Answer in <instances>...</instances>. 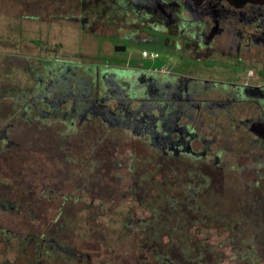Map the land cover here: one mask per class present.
Instances as JSON below:
<instances>
[{
  "label": "flooded vegetation",
  "instance_id": "flooded-vegetation-1",
  "mask_svg": "<svg viewBox=\"0 0 264 264\" xmlns=\"http://www.w3.org/2000/svg\"><path fill=\"white\" fill-rule=\"evenodd\" d=\"M36 1L14 16L6 35H0V47L17 48L22 41L49 54L34 57L38 86L14 99L13 114L61 112L79 121L94 116L107 128L127 132L135 163L126 170L132 173L135 168L145 177L141 191L151 203L144 216L136 217L138 236L156 223L165 225L166 235L180 220L193 223L195 215L180 211L181 216H175L173 211L190 207L197 191H221L237 176L250 174L264 181V0ZM86 45L97 48L94 59ZM109 48L114 61H99L98 53ZM48 49L72 52L54 55ZM211 58L221 63L225 59L237 73L215 81L202 68ZM67 102L70 105L62 107ZM213 129L220 134L211 135ZM234 132L239 146L248 147L250 164L234 166L228 145ZM7 140L0 129V147ZM193 160L202 174L201 190L185 187L183 194L174 192L173 183ZM152 166L161 172V188ZM0 181V211L11 214V221L0 225V264H61L72 259L77 264H105L101 258L109 255L107 236L95 234L88 241L76 234L78 243L68 244L57 235L67 232L62 221L53 233L45 218L36 223L35 215H23L17 200L2 191L18 184L3 176ZM40 192L36 201L53 200L51 189ZM165 203L172 210L166 216ZM148 239L159 238H141ZM120 254L113 255L115 264L134 263L130 247Z\"/></svg>",
  "mask_w": 264,
  "mask_h": 264
},
{
  "label": "rangeland",
  "instance_id": "rangeland-1",
  "mask_svg": "<svg viewBox=\"0 0 264 264\" xmlns=\"http://www.w3.org/2000/svg\"><path fill=\"white\" fill-rule=\"evenodd\" d=\"M32 1L0 0V35H6L9 22L14 16L25 13ZM84 49L95 58L97 48L86 45ZM48 52L63 55L72 49H48ZM41 55L49 56L45 49L22 41L17 48L0 47V129L8 139L0 147V176L18 184L12 189L4 186L3 194L17 200L23 215L26 212L35 215L36 223H44L45 218L50 232L54 233L62 221L67 232L58 231L57 235L68 244L77 241L76 234L88 241H92V235L96 238L95 234L107 236L105 248L109 249V255L105 253L100 257L101 262L115 264L113 255L126 253L130 243L137 244L146 237L166 238L165 225L156 223L150 231L138 236L140 224L136 217L144 216L143 211L150 210L151 203L141 191L145 177L135 168L132 173L126 170L135 163L134 157L130 158L133 146L127 132L107 128L94 116L79 121L72 114L62 115L61 112L44 116H39V111L28 116L13 114L8 105L14 104V99L33 84L38 71L34 57ZM102 57L114 61V51L109 48L98 53L99 61ZM224 61L209 59L202 67L205 75L218 82L232 78L235 68ZM67 105L70 102L62 107ZM220 132L213 129L210 134L217 136ZM237 137L232 133L233 139L228 144L233 149L231 156L235 159V167L251 163L245 153L248 147L239 146ZM213 147L217 148L215 144ZM166 166L164 160L163 167ZM151 171L159 180L163 178L155 166ZM173 172L175 169L168 173L169 176ZM256 179L252 174L244 178L237 176L221 191L210 192L205 209L183 238L184 243L171 251L167 264H264V181ZM173 184V191L180 194L185 187L201 188L202 174L196 160ZM163 186L160 180L157 188ZM44 187L52 190L53 200L49 204L34 199L41 198L40 190ZM254 189L255 193L251 194ZM10 215L0 211V225L9 223ZM61 264L77 262L72 259Z\"/></svg>",
  "mask_w": 264,
  "mask_h": 264
},
{
  "label": "trees",
  "instance_id": "trees-1",
  "mask_svg": "<svg viewBox=\"0 0 264 264\" xmlns=\"http://www.w3.org/2000/svg\"><path fill=\"white\" fill-rule=\"evenodd\" d=\"M33 79L35 78L33 77ZM32 85L28 86L27 89H24L23 91L25 92H22V94L28 93L29 91L33 92V90L37 88L38 82L34 80ZM22 94H20V97H22ZM8 106L12 108V104ZM209 195L210 192L196 193L195 199L191 201L190 207L185 209L179 207L173 211V214L175 212V216H181V212L183 211L185 212V216L186 214L190 213V216L195 215L196 217H198L200 213L203 212V210L205 209V204L209 202ZM183 200L184 205H187L186 199ZM200 205L203 206L200 207ZM164 206L165 207L163 208V212L164 216H166V214L170 213L172 210L171 207L167 205V203H165ZM194 225L195 222L188 224L182 223V221L180 220V223L171 225L173 228H175L172 231L167 232L166 238L139 240L137 244L134 243L131 246L128 245L131 249V261L134 262L133 264H161L162 262L164 263L165 260L168 259V256L170 255L171 251L180 247L184 243L183 238L189 233V231L193 228ZM138 251L143 252V254L140 255Z\"/></svg>",
  "mask_w": 264,
  "mask_h": 264
},
{
  "label": "built area",
  "instance_id": "built-area-1",
  "mask_svg": "<svg viewBox=\"0 0 264 264\" xmlns=\"http://www.w3.org/2000/svg\"><path fill=\"white\" fill-rule=\"evenodd\" d=\"M143 54L145 55V54H146V52H145V51H143Z\"/></svg>",
  "mask_w": 264,
  "mask_h": 264
}]
</instances>
